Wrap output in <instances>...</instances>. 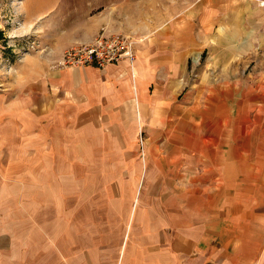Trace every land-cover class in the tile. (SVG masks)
<instances>
[{
  "label": "crops",
  "instance_id": "1",
  "mask_svg": "<svg viewBox=\"0 0 264 264\" xmlns=\"http://www.w3.org/2000/svg\"><path fill=\"white\" fill-rule=\"evenodd\" d=\"M261 1L194 0L130 17L147 37L105 67L60 64L96 32L23 57L22 70L38 73L22 81L21 108L45 140L58 127L89 128L102 151L112 135L142 145L131 147L140 155L119 192L125 208H56L38 224L0 216V264H264ZM206 48L212 65L195 76L189 60Z\"/></svg>",
  "mask_w": 264,
  "mask_h": 264
},
{
  "label": "rangeland",
  "instance_id": "2",
  "mask_svg": "<svg viewBox=\"0 0 264 264\" xmlns=\"http://www.w3.org/2000/svg\"><path fill=\"white\" fill-rule=\"evenodd\" d=\"M193 1L0 0V216L4 223L38 224L54 219V209L62 207L125 208L119 192L127 185L125 178H133L131 166L140 155L131 147L136 142L142 145L140 136L139 141L133 135L118 137L119 141L112 135L110 151H102L104 146L98 144L102 137L93 136L89 128L85 131L89 134L82 136L78 130L68 133L58 127L45 140L37 120L21 108L26 95L22 81L29 73H38L35 64L22 70L28 63L23 65V57L31 56L35 62L39 51L49 50L52 39L69 42L95 32L105 37L121 33L138 42L137 37H147L145 25L131 24L130 17L166 16ZM210 55V48L192 55L189 67L195 76L201 65H212ZM123 140L127 152L120 151Z\"/></svg>",
  "mask_w": 264,
  "mask_h": 264
},
{
  "label": "built area",
  "instance_id": "3",
  "mask_svg": "<svg viewBox=\"0 0 264 264\" xmlns=\"http://www.w3.org/2000/svg\"><path fill=\"white\" fill-rule=\"evenodd\" d=\"M136 40L129 35L115 33L111 37L96 36L92 41L68 47L60 60L61 66L105 67L111 62L135 56Z\"/></svg>",
  "mask_w": 264,
  "mask_h": 264
},
{
  "label": "bare ground",
  "instance_id": "4",
  "mask_svg": "<svg viewBox=\"0 0 264 264\" xmlns=\"http://www.w3.org/2000/svg\"><path fill=\"white\" fill-rule=\"evenodd\" d=\"M261 3H263V4H264V0H263V1H261Z\"/></svg>",
  "mask_w": 264,
  "mask_h": 264
}]
</instances>
